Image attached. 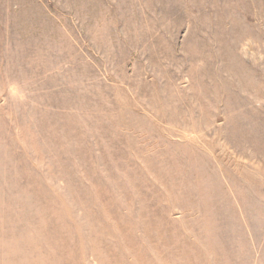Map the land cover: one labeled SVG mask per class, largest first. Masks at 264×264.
I'll list each match as a JSON object with an SVG mask.
<instances>
[{"label": "rangeland", "instance_id": "rangeland-1", "mask_svg": "<svg viewBox=\"0 0 264 264\" xmlns=\"http://www.w3.org/2000/svg\"><path fill=\"white\" fill-rule=\"evenodd\" d=\"M264 0H0V264H257Z\"/></svg>", "mask_w": 264, "mask_h": 264}, {"label": "crops", "instance_id": "crops-1", "mask_svg": "<svg viewBox=\"0 0 264 264\" xmlns=\"http://www.w3.org/2000/svg\"><path fill=\"white\" fill-rule=\"evenodd\" d=\"M261 188V187H260ZM261 190L264 192V189L261 188ZM262 193V192H261ZM261 193L260 195L258 196V200L261 202L262 206L264 207V198H261ZM263 234L261 233V238H263V246H262V249H264V220H263ZM257 264H264V254H263V258L257 263Z\"/></svg>", "mask_w": 264, "mask_h": 264}]
</instances>
